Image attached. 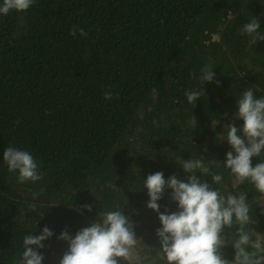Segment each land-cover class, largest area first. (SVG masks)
<instances>
[{
  "label": "trees",
  "instance_id": "16d2710c",
  "mask_svg": "<svg viewBox=\"0 0 264 264\" xmlns=\"http://www.w3.org/2000/svg\"><path fill=\"white\" fill-rule=\"evenodd\" d=\"M254 17L264 34V0H35L0 15V264H16L23 237L45 226L53 236L38 249L42 264H59L69 247L62 231L74 237L115 209L131 217L141 256L158 251L162 225L143 181L162 172L186 182L180 159H203L224 175L221 192L235 194L223 166L232 148L219 140L229 123L243 126L234 119L242 92L254 86L264 96V41L241 35ZM73 26L88 36L74 38ZM204 64L214 81H201ZM191 90L202 92L195 107ZM9 146L34 156L40 181L17 182L3 160ZM238 190L264 235V196L247 182ZM171 192L157 201L160 212L178 211ZM222 252L234 259L231 244Z\"/></svg>",
  "mask_w": 264,
  "mask_h": 264
},
{
  "label": "clouds",
  "instance_id": "9594fccd",
  "mask_svg": "<svg viewBox=\"0 0 264 264\" xmlns=\"http://www.w3.org/2000/svg\"><path fill=\"white\" fill-rule=\"evenodd\" d=\"M35 0H3L0 15H8L12 10L26 12ZM258 18H252L244 24L241 35L248 34L252 43L264 41V34ZM70 35L86 38L84 28L73 26ZM211 64H204L200 69V79L212 82L215 78ZM219 86L220 81L215 80ZM189 104H193L202 95L199 90L185 93ZM106 100L113 98L111 89L104 93ZM118 98V97H117ZM238 111L235 118L243 119L242 128L234 121L226 126V135L219 141L227 140L232 151L227 152L224 168L229 170L230 177L235 179L234 190H220L225 177L214 172L203 159L191 158L176 161L188 174L186 182L175 174L165 180L162 172L150 174L143 181L150 197L147 207L158 213L162 227L156 229L160 241L158 251L150 249L143 256L137 251L138 240L130 216L119 209L101 211L99 219L91 226L81 228L75 236L64 230L57 237L68 242V250L59 260V264H264V235L257 234L254 225L252 205L249 204L245 191H239V185L247 182L260 195L264 196V96L255 98L254 86L242 92L237 101ZM194 123V119H193ZM217 121H213V124ZM195 125V124H194ZM235 153V155L233 154ZM261 157V162L252 166V157ZM3 160L8 171L18 173L17 182L25 184L37 182L43 174L39 172L36 159L28 151L9 146L4 150ZM211 175L217 186L211 188L207 181L202 182L196 175ZM170 188L171 199L177 202L178 211L167 214L160 212L157 203L165 191ZM43 189L40 190L42 192ZM40 192H34L33 197ZM91 211V205H83ZM36 210L35 204H30ZM53 236L45 226L40 235L28 233L23 237V251L16 264H42L44 256L38 249L45 248L43 241ZM231 244L235 250L233 260L224 257L222 249ZM35 245L33 248L31 246Z\"/></svg>",
  "mask_w": 264,
  "mask_h": 264
}]
</instances>
